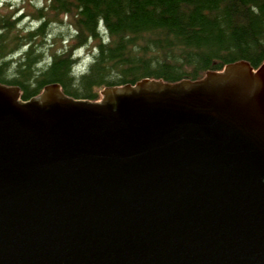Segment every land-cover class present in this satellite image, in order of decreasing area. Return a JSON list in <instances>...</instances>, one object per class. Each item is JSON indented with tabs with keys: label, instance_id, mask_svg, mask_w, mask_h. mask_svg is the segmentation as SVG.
<instances>
[{
	"label": "water",
	"instance_id": "water-1",
	"mask_svg": "<svg viewBox=\"0 0 264 264\" xmlns=\"http://www.w3.org/2000/svg\"><path fill=\"white\" fill-rule=\"evenodd\" d=\"M101 95L0 83V264H264V63Z\"/></svg>",
	"mask_w": 264,
	"mask_h": 264
},
{
	"label": "trees",
	"instance_id": "trees-1",
	"mask_svg": "<svg viewBox=\"0 0 264 264\" xmlns=\"http://www.w3.org/2000/svg\"><path fill=\"white\" fill-rule=\"evenodd\" d=\"M30 16L39 25L23 32L27 16L0 14V83L19 87L25 101L52 84L96 102L108 87L196 81L231 63H264V0H44ZM82 49L90 56L78 68Z\"/></svg>",
	"mask_w": 264,
	"mask_h": 264
},
{
	"label": "rangeland",
	"instance_id": "rangeland-1",
	"mask_svg": "<svg viewBox=\"0 0 264 264\" xmlns=\"http://www.w3.org/2000/svg\"><path fill=\"white\" fill-rule=\"evenodd\" d=\"M43 4H44V0H0V14L6 15L14 12L16 18H20L23 15L27 16L22 20L23 23L21 24L20 27L23 30V32H25V30L29 31L31 29L38 27L39 25L38 22L34 20L33 17L30 15H32L35 9L42 7ZM53 31L55 32L56 36L62 33V31H64L63 33L68 40H70L73 35L70 29L61 30L58 26L53 27ZM54 38L55 37L52 36L47 44L52 43L51 41ZM78 55H79L78 64L88 62L89 59L86 57L90 56V54L87 52L86 49H82L78 51ZM19 56H20L19 54L15 55L13 57L14 60L18 59Z\"/></svg>",
	"mask_w": 264,
	"mask_h": 264
}]
</instances>
